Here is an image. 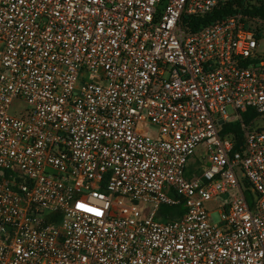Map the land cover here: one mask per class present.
Returning a JSON list of instances; mask_svg holds the SVG:
<instances>
[{
  "label": "built area",
  "instance_id": "obj_1",
  "mask_svg": "<svg viewBox=\"0 0 264 264\" xmlns=\"http://www.w3.org/2000/svg\"><path fill=\"white\" fill-rule=\"evenodd\" d=\"M232 1L0 0V264H264V20L185 19Z\"/></svg>",
  "mask_w": 264,
  "mask_h": 264
},
{
  "label": "trees",
  "instance_id": "obj_2",
  "mask_svg": "<svg viewBox=\"0 0 264 264\" xmlns=\"http://www.w3.org/2000/svg\"><path fill=\"white\" fill-rule=\"evenodd\" d=\"M238 12H242L244 15L251 18L264 20V0H257L253 3H246L244 0H236L220 6L208 15L191 16L185 19L188 22V30L194 32L203 26L212 24L219 19ZM255 116V112L253 110H249L243 116V119L246 123H250ZM221 135L224 137H230L235 141V151L240 150L244 144L245 133L240 122L225 123L222 125ZM161 213L165 217L168 214H171L173 217L178 218L183 214V209L177 206H163Z\"/></svg>",
  "mask_w": 264,
  "mask_h": 264
},
{
  "label": "rangeland",
  "instance_id": "obj_3",
  "mask_svg": "<svg viewBox=\"0 0 264 264\" xmlns=\"http://www.w3.org/2000/svg\"><path fill=\"white\" fill-rule=\"evenodd\" d=\"M261 45H262V47L264 46V40L261 42ZM88 76L89 75H87L84 80H86L88 78ZM25 108H26V105L24 103H22L20 101H16L14 103L13 110L11 113L15 114V112L23 110ZM227 112L229 114H233L234 111L231 107H227ZM250 128H251V130H257L260 128H264V117L257 118L251 124ZM139 129L145 130L146 132L153 134V135H156V136L158 135V128L155 126H152V125L141 123V124H139ZM202 155H203L202 151L198 150L196 152V155H195L193 160H195V161H197V163H199ZM194 166H195V164L193 163L192 167H194ZM237 177H238L239 181L241 182L243 188H245L244 179L242 178V173L240 170H237ZM232 196H233V193H229L225 196L220 197L218 199V201L215 203H207L206 204L207 209L212 212V221L215 224L220 223V211L222 210L223 205L229 204L231 202Z\"/></svg>",
  "mask_w": 264,
  "mask_h": 264
}]
</instances>
